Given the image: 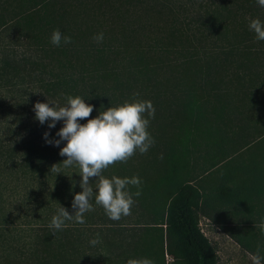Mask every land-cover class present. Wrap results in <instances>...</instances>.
<instances>
[{
    "label": "trees",
    "instance_id": "16d2710c",
    "mask_svg": "<svg viewBox=\"0 0 264 264\" xmlns=\"http://www.w3.org/2000/svg\"><path fill=\"white\" fill-rule=\"evenodd\" d=\"M253 19L264 23L257 0H0V86L23 93L31 106L19 116L26 139L8 159L18 157L12 162L22 170L57 165L66 172L54 178L69 215L82 192L80 169L63 166L66 141L46 143L44 134L59 139L64 122L49 129L51 121L36 120L41 96L58 107L79 96L93 106L88 119L137 100L155 108L147 129L154 145L102 173L142 181L126 190L141 192L133 206L146 223L127 229L111 220L95 204L98 181L91 178L97 212L30 241L0 232V264H127L145 257L166 264V253L172 264H219L202 218L264 257V41L249 29ZM55 29L72 42L54 46ZM101 32L98 44L93 37ZM97 233L102 243L92 246Z\"/></svg>",
    "mask_w": 264,
    "mask_h": 264
},
{
    "label": "clouds",
    "instance_id": "9594fccd",
    "mask_svg": "<svg viewBox=\"0 0 264 264\" xmlns=\"http://www.w3.org/2000/svg\"><path fill=\"white\" fill-rule=\"evenodd\" d=\"M259 6L264 7V0H257ZM249 29L256 34V40L264 41V23L259 19H253L249 23ZM93 39L99 44L104 40V34L98 33ZM65 44L72 42L71 37L65 36L59 29H55L51 36V43L59 47L61 41ZM135 95H139L138 93ZM67 104L63 107L49 103L34 105L35 118L41 125L51 121L48 128L56 127L59 121L64 126L56 133L59 139H49V133L44 134L46 143L59 147L62 141L66 146L60 150V156L67 157L63 161L65 168L78 165L80 169V188L82 192L74 196L72 208L74 215H69L66 208L60 206L57 215L53 216L49 228L62 230L66 221H75L84 224V215L94 211L91 203L94 196L91 178L97 180L95 193V204L105 210L106 215L114 221H119L122 216L131 215V209L135 203L133 195L139 197L140 191L130 193L127 186L140 187L142 181L138 177L111 179L105 178L104 170L116 163H126L139 151L146 154L154 145L155 140L148 132L150 119L155 116V108L151 101L125 102L122 106L109 107L106 111L100 112L97 118L88 119L93 112V106L85 103L79 96L73 98L68 96ZM145 113L147 117L145 118ZM79 120H87L86 124H80ZM56 166L52 170H56ZM264 228V225H261ZM92 246L102 243L99 233L96 238L89 242ZM252 264H261L264 257H261L259 250L256 254H249ZM127 264H154L149 258L129 259Z\"/></svg>",
    "mask_w": 264,
    "mask_h": 264
},
{
    "label": "rangeland",
    "instance_id": "374dc122",
    "mask_svg": "<svg viewBox=\"0 0 264 264\" xmlns=\"http://www.w3.org/2000/svg\"><path fill=\"white\" fill-rule=\"evenodd\" d=\"M26 97L23 93L12 92L0 86V232L5 231L7 236L21 242L30 241L41 230L49 228L60 206L68 209L58 201L62 184L59 179L54 178L61 174L68 176L66 172L54 170L40 173L22 170L13 165L16 159L19 160L18 157L13 162L8 159L13 155L10 150L22 143L28 134L27 124H21L19 120L22 113L31 109V106L23 102ZM41 101L45 103L46 100L41 96ZM93 221L102 223L99 218ZM119 221L115 222L123 223L127 229L138 227V223H146L145 217H142L136 206H132L131 215L122 216ZM65 223L68 227L77 226L75 221ZM200 227L216 247L219 264H252L249 255L252 253L244 250L225 228L207 218L201 219ZM99 228L102 229L101 226ZM113 229H118V226L115 225ZM174 261V257L166 253V264Z\"/></svg>",
    "mask_w": 264,
    "mask_h": 264
}]
</instances>
